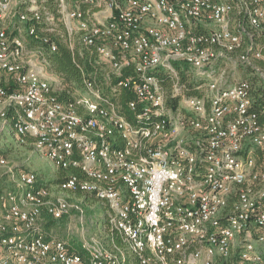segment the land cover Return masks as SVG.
Here are the masks:
<instances>
[{"label":"built area","instance_id":"obj_1","mask_svg":"<svg viewBox=\"0 0 264 264\" xmlns=\"http://www.w3.org/2000/svg\"><path fill=\"white\" fill-rule=\"evenodd\" d=\"M263 30L264 0H0V117L56 169L82 171L60 191L112 213L108 243L86 235L75 251L42 214L82 227L81 202L51 198L0 159L16 187L0 192V264H264V105L249 81L227 85L215 69L264 81ZM61 42L91 69L77 65L83 94L67 103L49 61Z\"/></svg>","mask_w":264,"mask_h":264},{"label":"rangeland","instance_id":"obj_2","mask_svg":"<svg viewBox=\"0 0 264 264\" xmlns=\"http://www.w3.org/2000/svg\"><path fill=\"white\" fill-rule=\"evenodd\" d=\"M13 8L15 11L17 7ZM51 11H55L54 5H52ZM55 14L57 13L55 12ZM14 25L19 28L22 27L21 24H18L17 22ZM212 27V25H207L205 28L210 29ZM58 28L60 34L64 36V30L61 23H59ZM70 41L75 50H83V46L77 35H73ZM28 44L33 46L32 43L28 42ZM215 69L219 73H223V79L226 81L227 85H232L241 80H247L252 83V95H254L257 88H264L263 79L252 70L243 66L225 62L218 63L217 67L215 66ZM57 78V87L62 88L65 86L66 89H68V86L63 84L59 77ZM73 92L83 94V90L75 89ZM254 154L255 159L256 156L260 157L261 155L260 152L256 150L254 151ZM0 159H5L7 166L12 170L33 172L37 176V185L44 186L48 189L51 194V198H62L69 201L73 205L81 202V206L85 210L86 216L85 222L82 223V227L79 224L78 217L75 214H72L70 217H66L64 225L58 223L53 224V230L48 232L49 234L53 237L64 239L73 246L76 241L78 242L79 238L81 239L82 236L84 237L86 235H95L104 241L105 244L108 243V237L112 232L110 226L112 213L107 205L101 201L95 200L90 195L71 192L64 193L58 190L57 185L54 184L53 181L61 175L60 170L56 169L48 159L35 151L29 140L21 142L20 138L15 134L11 124L4 123L1 117ZM3 171L4 170L0 171V192L16 191V187L13 182L5 173H3ZM131 264H134V262H131Z\"/></svg>","mask_w":264,"mask_h":264},{"label":"trees","instance_id":"obj_3","mask_svg":"<svg viewBox=\"0 0 264 264\" xmlns=\"http://www.w3.org/2000/svg\"><path fill=\"white\" fill-rule=\"evenodd\" d=\"M257 47L260 49L261 53L264 54V30L261 31V33L258 35L257 39L255 40ZM51 68L50 70L59 78L62 80V83L68 86L67 93H62L58 97L63 103H67L71 101L70 93H72L75 89L81 90L82 89V75L80 69L77 67V65L81 66L83 69H85V72H89L91 69L88 65V59L86 57H79L78 55H72L68 47L63 44L59 43L58 51L56 54L52 55L49 58ZM260 67L264 69V65L262 63H259ZM250 83V82H249ZM163 85L165 86V82H163ZM252 86V83H250ZM253 93V90L252 92ZM253 97V105L256 108H259L260 106L264 105V88L259 87L255 91ZM129 100H135V97L133 94L129 92H123L119 98V104H120V112L121 114L130 122H134V117L130 111L126 109V102ZM170 106L173 105V103H169ZM7 118H11V113L7 112L6 114ZM260 126L264 128V117H261L259 119ZM135 124V123H133ZM32 144V140H29ZM60 176L53 181L54 184L57 185V188L63 184L66 179L68 178V175H74L78 179H83L84 174L79 168H73L69 167L66 170H60ZM39 187H44L40 186ZM45 188V187H44ZM59 190V189H58ZM43 219V228L48 233L52 231L53 224L58 223L61 225H64L66 217H62L61 219L54 220L49 215L43 213L42 214ZM85 222V221H84ZM115 242L117 244L120 243L118 238H115ZM73 249L75 251L79 250L78 242L76 241ZM132 262V258L128 257V263Z\"/></svg>","mask_w":264,"mask_h":264},{"label":"crops","instance_id":"obj_4","mask_svg":"<svg viewBox=\"0 0 264 264\" xmlns=\"http://www.w3.org/2000/svg\"><path fill=\"white\" fill-rule=\"evenodd\" d=\"M260 119H261V117H260ZM256 151H259L260 152V157L259 156H256V161H257V163H260L263 159H264V151H261V150H256ZM44 223V222H43ZM51 232V231H50ZM83 237V236H82ZM81 237V238H82ZM79 241H80V238H79V240H78V243H79Z\"/></svg>","mask_w":264,"mask_h":264}]
</instances>
